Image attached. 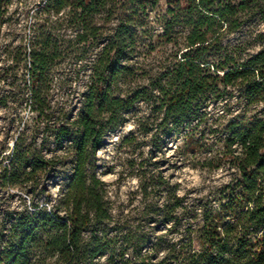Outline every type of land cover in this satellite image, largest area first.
Listing matches in <instances>:
<instances>
[{
	"label": "trees",
	"instance_id": "16d2710c",
	"mask_svg": "<svg viewBox=\"0 0 264 264\" xmlns=\"http://www.w3.org/2000/svg\"><path fill=\"white\" fill-rule=\"evenodd\" d=\"M162 1L46 0L34 12L35 36L29 52L19 48L7 53L12 63L0 67V84L8 77L18 84L15 93L8 90L0 97V103L6 104L13 93L48 123L47 76L55 61L70 50L71 42L76 55L101 45L78 115L52 132L58 148L66 145L62 162L70 167L60 200L63 215L40 204H32V212H2L0 264H45L32 256L38 243L51 254L53 261L48 264H101L96 261L104 256L101 240L94 235L85 244L83 237L92 225L111 218L103 183L89 176L104 138L126 122L128 111L143 103L150 108L152 138L182 135L185 143L201 144L193 132L207 122L205 102L230 89L243 98L246 110L223 126L217 140L222 149L203 162L209 169L226 165L230 181L212 198L196 204L188 205L173 193L166 216L178 238L162 246L159 239L149 256L138 250L133 260L124 259V251L119 250V263L111 260L112 255L107 260L112 264H264V44L241 61L222 44L226 35L248 21L264 22V0H165V11L154 22L151 14ZM9 3L0 0V26ZM110 22L114 25L107 27ZM65 27L75 31L73 40L60 34ZM259 38L264 41V34ZM164 45H171V54L154 74L135 62L140 46L150 53ZM143 75L146 82H139ZM54 159L20 149L15 142L0 172V185L35 189L42 173L59 164ZM45 230L53 233L44 242Z\"/></svg>",
	"mask_w": 264,
	"mask_h": 264
},
{
	"label": "rangeland",
	"instance_id": "374dc122",
	"mask_svg": "<svg viewBox=\"0 0 264 264\" xmlns=\"http://www.w3.org/2000/svg\"><path fill=\"white\" fill-rule=\"evenodd\" d=\"M45 1L10 0L0 26V67L12 63L7 53L19 48L29 52L35 36L34 12ZM165 8L163 0L152 12L151 19L155 22ZM112 25L114 23L110 22L107 27ZM157 30H160L159 26ZM60 34L70 41L75 37V31L67 27L61 29ZM259 34H264V22L250 20L240 30L226 35L222 44L228 53H234L241 61L261 49L264 41ZM70 46V50L55 61L47 76L46 109L51 121L47 123L44 118H39L29 102L17 101L13 93L6 104L0 103V172L7 165L15 142L20 149L36 150L45 158L55 157V162L59 163L52 171L42 173L35 189L0 185V214L26 209L32 212V204H40L48 211L55 207L63 215L60 200L70 167L62 162L66 145L58 148L52 132L61 122L78 115L91 80L92 65L101 47L93 45L76 55L72 42ZM171 49V45L158 46L149 53L145 46H140L135 62L142 70L154 74L164 58L171 54ZM146 78L145 75L139 77V82H146ZM7 83L12 85L6 86ZM17 84L14 78L8 77L5 84H0V97L7 95L8 90L15 93ZM203 110L207 122L193 132L197 139L201 138V144L185 143L182 135L169 140L161 135L152 138L150 108L143 103L128 111L126 122L104 138L102 147L92 159L89 176L94 175L103 183L104 201L111 218L100 225H92L83 237L85 244H90L94 235L99 238L98 242L101 240L104 256L96 261L112 264L111 260L116 259L119 263V250L124 251V259L130 260L138 250L142 256L152 255L153 246L159 239H162V246L179 236L166 216L173 193L185 198L188 205L196 204L212 198L230 181L231 170L226 165L209 169L203 162L222 149V144L217 142L219 132L229 120L246 110L245 102L238 92L230 89L224 96L206 101ZM52 233L45 230L41 238L45 242ZM111 255V260H107ZM32 256L45 264L53 261L51 254L43 250L42 243L33 249Z\"/></svg>",
	"mask_w": 264,
	"mask_h": 264
}]
</instances>
